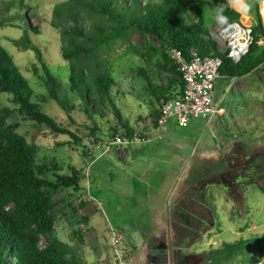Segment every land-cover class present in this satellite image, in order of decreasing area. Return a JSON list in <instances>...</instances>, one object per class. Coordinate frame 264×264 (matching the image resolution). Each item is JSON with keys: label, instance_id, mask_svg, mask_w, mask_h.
<instances>
[{"label": "rangeland", "instance_id": "obj_1", "mask_svg": "<svg viewBox=\"0 0 264 264\" xmlns=\"http://www.w3.org/2000/svg\"><path fill=\"white\" fill-rule=\"evenodd\" d=\"M20 1L22 15L12 0H0V44L26 76L34 100L79 137L75 140L16 112L6 117L35 145L38 161H51L58 173H70L71 165L79 170V188L50 192L58 237L84 264L105 263L99 259L107 254L109 264V227L120 231L133 252L131 264H236L257 257L264 238V191L258 187L264 177V63L239 77L216 78L213 100L218 111L193 116L186 125L170 114L157 137L151 123L162 99L148 93L145 75L138 69L145 67L148 76H156L153 61L159 54L147 44L159 42L150 34L131 31L128 39H117L102 53L114 79L110 95L115 107L149 136L118 143L112 128L124 129L110 103L100 105L92 119L82 100L70 92L71 108L65 111L44 97L43 71L34 50L12 41L22 34L26 20L51 70L67 86V61L60 53L58 27L51 24L54 6L65 0ZM214 2L237 8L242 22H255L252 0H211L204 10L211 32L221 21L210 12ZM139 51H147L146 57ZM32 64L38 65L37 74ZM159 74L163 79L169 72L160 69ZM1 106H16L8 92L0 91ZM74 228H80L82 239L73 234ZM240 238L241 248L229 257L205 263L207 255H200L213 239L215 247Z\"/></svg>", "mask_w": 264, "mask_h": 264}, {"label": "trees", "instance_id": "obj_2", "mask_svg": "<svg viewBox=\"0 0 264 264\" xmlns=\"http://www.w3.org/2000/svg\"><path fill=\"white\" fill-rule=\"evenodd\" d=\"M22 15L20 0H12ZM211 0H160L156 3L141 0H65L53 8L51 24L58 27L60 53L67 61V86L51 70L44 51L38 41L32 38V31L24 20L25 27L19 37L12 38L14 44L32 48L42 69L41 78L47 91L45 98L55 100L65 111L71 108L70 92L82 100L84 111L92 116L100 105L110 103L113 113L123 131L116 128L112 134L130 136L137 130L130 121L122 118L121 112L112 101L111 87L114 79L105 65L104 47L117 39H128L131 31L155 37L158 46L148 45L159 57L154 58L157 66L155 77L146 74V68L139 66V73L145 75L147 91L156 100L180 94L184 81L178 63L168 53L175 48L185 60L190 58V49L196 48L202 54L219 56V77H239L253 71L264 63V20L257 6L261 0H252L255 5V22L251 24L253 39L248 51L240 60L227 56V48L218 44L210 31L205 17V5ZM264 1L260 2V10ZM210 12L221 20H239L240 11L228 4L212 3ZM262 14V12H261ZM0 25H3L0 20ZM146 57L147 51H139ZM151 62V54H147ZM38 65L32 64L31 71L38 72ZM169 72L161 78L159 70ZM0 91L8 92L16 106L0 107V264H84L71 245L60 239L56 233L51 213L53 200L51 190L59 187L79 188L78 169L71 165L70 173L56 172L51 161H38L34 144L29 143L17 128V122H6V117L16 112L22 118L35 120L58 133H68L75 140L79 137L71 129L55 122L34 100L33 88L15 63L12 54L0 44ZM174 94L172 95V93ZM161 102V101H160ZM160 113L153 111L152 123ZM92 130L97 129L96 124ZM111 129V127H110ZM143 132V131H142ZM261 167L264 169V157ZM51 172L52 177L48 176ZM253 181V180H249ZM264 191V177L258 183ZM73 234L82 239L80 228ZM44 243H41V241ZM242 239L224 241L216 248L200 252L207 255L205 263L229 257L241 248ZM250 260V259H248Z\"/></svg>", "mask_w": 264, "mask_h": 264}, {"label": "built area", "instance_id": "obj_3", "mask_svg": "<svg viewBox=\"0 0 264 264\" xmlns=\"http://www.w3.org/2000/svg\"><path fill=\"white\" fill-rule=\"evenodd\" d=\"M211 35L218 44L227 48V56L235 62L240 60L241 56L248 51L253 39L251 24L240 20H226L225 23L224 20H221L219 25L212 28ZM260 41H263V39H260ZM167 51L178 63L184 87L180 94L161 100L159 105L160 113L156 118V124L151 123V126L157 129V137H161V132L165 128L164 123L170 114L175 115L178 124L186 125L193 116H205L218 111L215 107L213 96L214 81L220 76L219 65L221 58L202 54L196 48L190 49V58L188 60H185L181 52L175 48H170ZM148 136L146 131L142 132L137 129L130 136L115 135L114 141L124 143L131 140H144ZM108 236L109 264H131L129 249L120 231L109 227ZM236 264H264V244L260 248L258 257L240 261Z\"/></svg>", "mask_w": 264, "mask_h": 264}, {"label": "crops", "instance_id": "obj_4", "mask_svg": "<svg viewBox=\"0 0 264 264\" xmlns=\"http://www.w3.org/2000/svg\"><path fill=\"white\" fill-rule=\"evenodd\" d=\"M261 12H262V16H263V20H264V7L262 8V10H261ZM240 20H241V15H240ZM264 41V40H263ZM89 231H93L94 233H96V236L98 235V233H97V231H95L93 228H89L88 229ZM95 236V237H96ZM227 242V241H226ZM261 243H260V245H259V247L261 248V246L264 244V238L262 239V241H260ZM211 246V248H216V247H218V245L217 246H215V247H213V244H214V239L209 243ZM128 249H129V252H130V262L132 263V257H133V252L131 251V249L128 247ZM259 254H260V252H259ZM97 255H99L100 256V253L98 252V254ZM259 256V255H258ZM257 256V257H258ZM254 258H256V257H254ZM253 259V258H252ZM103 261H105V263L103 262ZM99 262H103V263H101V264H108V254H107V256H106V259H99Z\"/></svg>", "mask_w": 264, "mask_h": 264}, {"label": "water", "instance_id": "obj_5", "mask_svg": "<svg viewBox=\"0 0 264 264\" xmlns=\"http://www.w3.org/2000/svg\"><path fill=\"white\" fill-rule=\"evenodd\" d=\"M239 21V20H238ZM226 22V20H224V23Z\"/></svg>", "mask_w": 264, "mask_h": 264}]
</instances>
